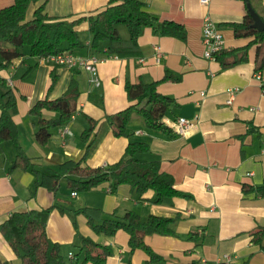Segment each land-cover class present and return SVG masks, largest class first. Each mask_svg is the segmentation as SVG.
<instances>
[{"label": "crops", "instance_id": "obj_1", "mask_svg": "<svg viewBox=\"0 0 264 264\" xmlns=\"http://www.w3.org/2000/svg\"><path fill=\"white\" fill-rule=\"evenodd\" d=\"M143 1L145 9L160 19L183 23L187 29L186 40L161 34L155 25H147L139 37V56L114 55L98 64L100 86L92 83L87 70H73L67 66L42 62L35 56H31V60L25 49V55L14 58L8 66L0 63V76L10 81L9 85L18 96V111L14 119L20 128L22 145L37 170L16 168L10 171L16 151L12 143L4 142V152L0 154V223L14 211L37 209L45 219L51 237L64 246V255L68 256L72 251L69 246L75 242V218L84 235L111 247L113 253L104 264H146L148 257L142 251L136 250L129 255L128 234L125 230L120 229L112 236L99 235L93 232L87 217L75 210L92 205L101 207L105 213L115 212L119 216L127 210H135L143 218L151 213L174 215L180 212L184 216L173 223L176 234L153 233L145 236L152 248L164 257L148 264H264V239L261 243H254L251 238L252 230L264 225V196L242 191L244 182L259 185L264 180V95L261 81L254 75L259 46L254 44L250 47L247 61L222 68L218 60L204 57L202 32L203 17L208 11L223 32L226 47L247 44L252 37L236 36L230 24L245 18L247 5L244 0H210L208 5L202 4L200 0ZM108 2L39 0L30 4L27 17L31 18L35 9L42 4L50 16L70 19L89 17L96 15ZM13 3L14 0H0V10ZM76 27L79 31L88 29L89 20L85 19ZM119 29L122 36H129L122 26ZM91 39L92 35L83 40L89 44ZM3 45L10 47L9 44ZM156 46L161 50L159 57ZM83 50L76 53L92 54L87 47ZM23 66L27 74L20 80H14L12 76ZM166 71L173 78L161 81L159 90L176 98L179 106L163 119L172 126L174 119L185 116L194 120L192 128L185 134L177 133L175 137L148 129L144 119L132 122L134 137H117L111 126L104 128L108 113L132 102L125 89L126 80H161ZM53 72L57 74V82L50 89ZM262 76L264 79V69ZM73 78L77 79L81 92L74 117L65 125L54 128L49 142L42 145L35 137L36 118L29 114V109L38 99L61 96ZM234 86L240 90L233 102L227 103L230 96L227 88ZM20 99L30 104L23 113L20 112ZM43 113L47 117L56 116L55 111L43 109ZM85 113L100 120L101 127L98 133L94 132L90 137L89 141L95 137V142L83 165L115 162L120 159L129 141L143 139L150 143L151 150L140 157L160 159L163 170L174 175L176 186L191 193L192 197H173L156 202V194L149 190L142 199H138L130 185L121 184L112 193L109 182L74 195L65 179L61 181L57 193L44 186L36 187L34 183L42 174H52L58 170L60 163L83 157L88 144L80 137L88 125ZM251 125L258 132L248 133L242 139L241 135ZM65 127L69 132L64 134ZM52 205L57 206L47 210ZM58 206H64L65 209ZM192 232L194 235L189 237ZM227 255L230 256L229 260ZM0 256L13 264H20L1 232Z\"/></svg>", "mask_w": 264, "mask_h": 264}, {"label": "trees", "instance_id": "obj_2", "mask_svg": "<svg viewBox=\"0 0 264 264\" xmlns=\"http://www.w3.org/2000/svg\"><path fill=\"white\" fill-rule=\"evenodd\" d=\"M39 0H15L13 4L0 10V63L8 66L14 58L25 55L24 47H29V54L35 57H43L51 54L70 51L76 53L78 49L87 47L89 52L84 56L97 55L103 58L112 56L129 57L139 56L141 48L139 37L147 25H155L158 32L164 35L174 36L182 40L187 38L185 25L173 19H160L147 9L143 0H109L108 4L96 15L70 19L67 17L50 16L44 11V5L38 6L31 18L27 17L29 6ZM246 5L251 3L253 8L264 20L263 0H244ZM85 19L89 20L88 30L92 39L87 44L80 36L76 27ZM253 17L249 13L241 22H231L236 36L248 35L252 39L245 45L224 48L217 54V60L222 68H228L249 59L250 47L258 44L256 55V70L264 69V30H258L251 26ZM126 26L129 36H122L119 27ZM157 25V26H156ZM3 44H9L7 47ZM77 54V53H76ZM82 55V54H79ZM4 62V63H3ZM78 70L79 68H72ZM80 70V69H79ZM173 78L166 71L161 80L136 82L126 80L125 89L128 98L132 101L127 106L108 113L104 121L111 126L115 136H130L128 124L132 114L136 112L145 121L146 127L165 133L169 137L177 136L172 126L164 121L167 113L174 112L179 106L176 98L168 96L159 90V84L163 80ZM57 82V74L52 73L50 89ZM80 88L77 79L73 78L67 90L59 97L51 99L49 96L38 99L29 109V114L36 118L34 127L37 141L46 145L53 129L68 123L73 113L78 108ZM102 102V98H100ZM0 154L4 152V142L9 140L15 148V158L11 161L9 170L16 168L34 169L35 163L25 151L21 138L20 128L14 114L18 111V96L8 82L0 76ZM43 109L55 111L56 116L47 117ZM88 125L81 132V140L88 142L83 157L79 160L69 159L59 164L58 170L52 174L44 173L36 179L34 185L44 186L57 193L61 181L66 180L67 187L74 192H87L94 187L109 182L110 191L115 193L121 184H128L131 190L142 199L143 194L153 190L156 194L155 201L162 202L166 198L183 197L190 198L192 194L179 189L176 186L174 175L163 170L160 159H148L140 157L148 153L150 143L143 139H134L128 142L122 156L115 162L105 165H83L90 155L95 142L90 137L94 132L98 133L101 127L100 120L84 114ZM258 132L251 125L249 130L241 135ZM260 135V134H258ZM37 171V170H36ZM242 191L246 194L253 192L264 196V180L262 184L254 185L244 182ZM52 205L47 210L55 207ZM64 210V206H58ZM64 207V208H63ZM82 212L89 226L99 235L112 236L118 230L123 229L128 234L129 255L134 251H142L147 257L146 264L160 261L164 257L157 253L146 241L147 234H176L173 223L184 215L180 212L174 215H162L151 213L143 218L135 210H127L122 216L113 213H105L101 207L84 205L75 210ZM75 233L80 239L79 253L84 258L80 260L79 253L68 254V260L62 252V244L53 239L48 231L47 223L37 209L17 210L10 217L0 223V232L9 246L14 250L20 260V264H74L73 260L84 264H104L113 251L108 244L98 242L88 235H84L78 227L77 220H73ZM192 237L193 232L189 234ZM252 241L261 243L264 239V225L252 230ZM69 252V253H70ZM131 258H128L130 263ZM0 264H13L12 261L0 256ZM222 264V263H218Z\"/></svg>", "mask_w": 264, "mask_h": 264}, {"label": "built area", "instance_id": "obj_3", "mask_svg": "<svg viewBox=\"0 0 264 264\" xmlns=\"http://www.w3.org/2000/svg\"><path fill=\"white\" fill-rule=\"evenodd\" d=\"M200 2L204 5H208L210 0H200ZM202 32H203V42L205 45L204 57L207 59L217 60V54L221 50L226 48V40L216 20L208 11L203 17ZM156 53H157V57H159L161 54V50L159 46H156ZM106 59L107 58H103L97 55H90V56L78 55L70 51L51 54L39 58V60L42 62H48L54 65L67 66L69 68H79V69L87 70L91 74L90 80L92 81L93 84L97 86L101 85V79L98 73V64ZM141 60L143 59L141 58ZM254 75L256 76L257 79L261 81L262 94L264 95V79L262 76V71L256 70ZM7 82L8 84H10V81ZM239 90L240 88L237 86L227 88V91L230 93L229 98L226 100L227 103L233 102L235 95ZM250 109L256 110L255 107H251ZM73 117L74 114L72 115V118ZM172 126L178 134H185L190 128L194 126V120L189 119L185 116H179L177 119H174V121L172 122ZM68 132L69 129L65 127L63 133L65 134ZM262 153L264 154V143L262 145ZM73 194L76 195V192H73ZM69 254L73 256L72 252H70ZM227 258L229 260L230 256L227 255Z\"/></svg>", "mask_w": 264, "mask_h": 264}, {"label": "rangeland", "instance_id": "obj_4", "mask_svg": "<svg viewBox=\"0 0 264 264\" xmlns=\"http://www.w3.org/2000/svg\"><path fill=\"white\" fill-rule=\"evenodd\" d=\"M15 1V0H14ZM122 28H123V30L125 31V34H127V32H129L128 31V29H127V27L126 26H124V25H122ZM80 35H81V37L85 40V39H87V38H89L90 37V35H91V33H90V31L88 30V29H80ZM24 49L26 50V51H28L29 52V47L28 46H25L24 47ZM85 50H83V48H81L80 50H78L77 52H84ZM28 57L32 60V58H31V55L28 53ZM27 74V69L23 66V67H21L19 70H18V72H16L13 76H12V78L14 79V80H20V79H22L25 75ZM92 100V99H91ZM20 101H21V104H20V112L21 113H23L24 112V110L26 109V107H27V105H30V104H28V102L27 101H23L22 99H20ZM101 105V104H100ZM132 118H131V120H130V122H129V124H128V132H131V128L132 127H134L133 125H132V122H138L139 120H143V118L139 115V114H137L136 112H134L133 114H132ZM134 118V119H133ZM109 124L107 123V122H105L104 123V128H109ZM131 137H134L133 136V134L132 135H130ZM5 143L6 144H10L11 142L9 141V140H6L5 141ZM6 151H8V148H7V150ZM94 232V231H93ZM94 234V233H93ZM74 238H75V242L71 245V246H69V249H71L74 253H79L80 252V248H79V244H80V239H79V237L76 235V236H74ZM62 252L64 253V246L62 245ZM2 256L3 257H6L5 256V254H2ZM66 256V258L68 259V260H71L67 255H65ZM79 258H80V260H82L83 258H84V255H83V253H79ZM73 263L74 264H79V262H77L76 260H73Z\"/></svg>", "mask_w": 264, "mask_h": 264}, {"label": "water", "instance_id": "obj_5", "mask_svg": "<svg viewBox=\"0 0 264 264\" xmlns=\"http://www.w3.org/2000/svg\"><path fill=\"white\" fill-rule=\"evenodd\" d=\"M247 7L249 10V13L253 17V23L251 24V26L258 30H264V20L257 13V11L253 8L250 2H248Z\"/></svg>", "mask_w": 264, "mask_h": 264}]
</instances>
